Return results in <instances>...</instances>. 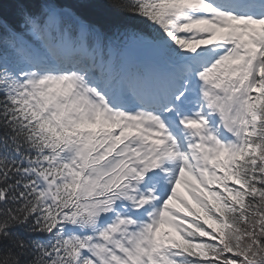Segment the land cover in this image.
<instances>
[{"label": "snow or ice", "instance_id": "1", "mask_svg": "<svg viewBox=\"0 0 264 264\" xmlns=\"http://www.w3.org/2000/svg\"><path fill=\"white\" fill-rule=\"evenodd\" d=\"M0 264H264V0H0Z\"/></svg>", "mask_w": 264, "mask_h": 264}]
</instances>
